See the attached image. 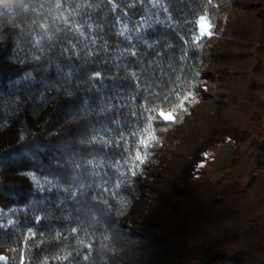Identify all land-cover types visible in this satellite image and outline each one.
I'll use <instances>...</instances> for the list:
<instances>
[{
    "label": "trees",
    "instance_id": "16d2710c",
    "mask_svg": "<svg viewBox=\"0 0 264 264\" xmlns=\"http://www.w3.org/2000/svg\"><path fill=\"white\" fill-rule=\"evenodd\" d=\"M145 33L164 58L108 110ZM12 97L0 264H264V0H0Z\"/></svg>",
    "mask_w": 264,
    "mask_h": 264
},
{
    "label": "snow or ice",
    "instance_id": "6c2138e0",
    "mask_svg": "<svg viewBox=\"0 0 264 264\" xmlns=\"http://www.w3.org/2000/svg\"><path fill=\"white\" fill-rule=\"evenodd\" d=\"M150 31V30H149ZM121 35V33H120ZM129 36H131V33H129ZM133 40L136 41V38L133 37ZM124 42L128 44V49H133L132 52H126L127 56L130 57L131 59H124L123 56L121 57V60L116 61V67H119L122 69V71L117 72L116 75H124L127 69H131L130 72L127 73L126 80L130 82V87L128 89H124L123 86H121L120 89H118L115 93L113 94H107L104 97L105 104L108 106V110H114L116 107H120L121 109L125 108L128 106L127 101L131 99L133 102H139V99L135 95H129V92H135L137 90V85L140 87V91L143 92L144 88H147V84H143L141 87L142 81L145 79H150L151 76L147 75L148 70L152 68L157 61H162L164 58V47L160 45L159 40L154 39L152 36L148 35L147 33L143 34L137 43H139L143 49V53H146V57L141 59V48L135 47L133 48L132 43H128V37H125ZM166 47L171 48L172 45H166ZM134 53V54H133ZM149 60L152 61L151 65L149 64ZM93 78H97L95 75H93ZM151 91V89H148ZM16 101L15 97L9 98L7 100L0 99V115L5 110V105L6 104H12ZM132 117H138L140 115L139 112H132L130 113ZM2 123V121H0ZM110 124H115V117L113 118L112 121L109 122ZM140 126H143V122L140 123ZM116 128H119V125H116ZM103 135L108 136V131L103 130ZM132 137V142H135V130H133L132 133L129 134ZM94 136L96 139H99L98 136ZM116 140L115 138H110V144L115 145ZM120 147L121 151L123 152V138L120 140ZM130 150V149H129ZM125 156L127 153H124ZM115 163V161H113ZM117 178L118 174H117ZM6 257L0 258V261L5 260Z\"/></svg>",
    "mask_w": 264,
    "mask_h": 264
},
{
    "label": "rangeland",
    "instance_id": "374dc122",
    "mask_svg": "<svg viewBox=\"0 0 264 264\" xmlns=\"http://www.w3.org/2000/svg\"><path fill=\"white\" fill-rule=\"evenodd\" d=\"M232 152V145L227 144L226 146H223L220 149V154H222V159H216V156L219 154V152L215 153V158L208 159L206 166L208 167L211 174L216 173L217 177H219V171L227 164L229 161V157ZM218 158V157H217ZM213 164H215V168L213 169Z\"/></svg>",
    "mask_w": 264,
    "mask_h": 264
}]
</instances>
